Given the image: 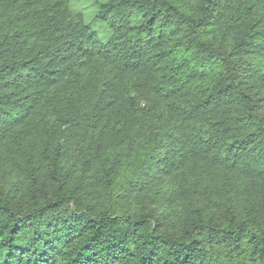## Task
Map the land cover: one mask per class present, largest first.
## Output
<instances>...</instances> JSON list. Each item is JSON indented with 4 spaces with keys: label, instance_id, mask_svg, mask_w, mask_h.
Masks as SVG:
<instances>
[{
    "label": "trees",
    "instance_id": "trees-1",
    "mask_svg": "<svg viewBox=\"0 0 264 264\" xmlns=\"http://www.w3.org/2000/svg\"><path fill=\"white\" fill-rule=\"evenodd\" d=\"M70 2L0 0V264H264V0Z\"/></svg>",
    "mask_w": 264,
    "mask_h": 264
},
{
    "label": "rangeland",
    "instance_id": "rangeland-1",
    "mask_svg": "<svg viewBox=\"0 0 264 264\" xmlns=\"http://www.w3.org/2000/svg\"><path fill=\"white\" fill-rule=\"evenodd\" d=\"M95 0H71L70 2V8L73 11H81L85 17V22L89 23L90 28L93 30H96L97 24H96V6L94 4ZM99 29V28H98ZM100 29L99 31H102V34L104 35V30Z\"/></svg>",
    "mask_w": 264,
    "mask_h": 264
}]
</instances>
